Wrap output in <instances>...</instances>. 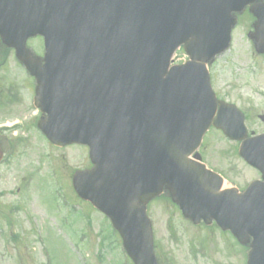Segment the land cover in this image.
Here are the masks:
<instances>
[{"label": "water", "instance_id": "95a60500", "mask_svg": "<svg viewBox=\"0 0 264 264\" xmlns=\"http://www.w3.org/2000/svg\"><path fill=\"white\" fill-rule=\"evenodd\" d=\"M10 1L12 0H0V33L3 37L2 30L6 36L16 41L36 35L37 32L30 34L29 30L31 21L35 19L34 13H48L52 33L46 41L54 45L60 44L64 53L70 47L74 49L77 41V53L84 55L86 59L88 57L85 67L91 73L93 71L97 78L93 82L98 86L95 91L98 93V103L105 109L111 102L116 106L112 107L113 111L110 108L103 119L96 118L92 128L94 133H98V130L105 133L104 126L109 118L113 119L114 129L121 131L123 123L126 127L130 123L134 125L132 116L141 117L139 127L127 137L126 149L130 150L134 141L148 144L150 159L147 156L144 160L143 155L136 154L139 157L137 163L143 171L142 176H149L150 181H153L150 184L146 181V193L136 187L133 189L128 179L116 181L112 178L111 182V177L101 178L98 188L88 184V181L93 182L91 178H87L85 187L82 179L74 184L77 193H81L84 199H90L96 208L117 223L127 252L134 254L142 246L145 262L141 264H156L148 222L142 219L139 224H126L121 221L120 215L124 216L127 212L144 215L147 202L158 196L163 186H166L169 197L185 218L194 225L201 221L205 225H211L214 221L223 231H229L239 244L249 246L247 264H264V139L257 140L253 146L262 150V157L250 151L245 152L246 160L262 173L263 183H253L243 194L222 189L220 178L203 166L187 161L186 157L197 148L216 107L203 67L205 61L212 56L207 59L195 58V61L203 64L198 68H175L170 75L168 70L165 72L167 59L174 47L171 40H167L163 34L166 28L163 31L159 28L162 24L157 26L152 21L156 9L162 10L160 5L164 1L15 0L20 6L18 9L11 8ZM245 1L247 0H207L204 6L216 17L210 23L213 30L215 31V27H222L219 35L226 38V29H230L234 23L229 26V8H239ZM219 6L222 7L217 10ZM255 9L256 6L252 7L250 12L254 14ZM142 22H146L144 27ZM253 28L250 37L255 41L258 53H264V42L257 37V23ZM38 29L40 31L42 28L38 26ZM139 40L144 42L145 47H142ZM65 41L70 44H64ZM128 42L132 49H129ZM2 43L8 47L14 45L3 39ZM226 47L227 44L220 52ZM20 51V62L32 72V64L36 61L24 53V46ZM49 53H54L53 45L50 46ZM87 54L91 56H86ZM45 56L55 55L48 54L47 49ZM130 56H136V74L130 65ZM73 69V66L69 67V70ZM46 71L53 72L49 68ZM54 76L55 74L52 75ZM39 86L38 82L37 94ZM137 88L141 95L144 93L143 88L146 89L145 104L140 99L134 100L132 90ZM91 101L93 103L94 99ZM219 106L224 105L219 103ZM99 110L102 112L101 108ZM83 115L86 117L88 114L83 112ZM98 117L102 118V113ZM125 130L132 133L129 128ZM110 133L113 134L112 144L117 140L122 142L108 129L107 134ZM118 150L122 152V148L119 147ZM118 156L119 154L113 153L110 164ZM135 188L139 194L135 193Z\"/></svg>", "mask_w": 264, "mask_h": 264}, {"label": "rangeland", "instance_id": "374dc122", "mask_svg": "<svg viewBox=\"0 0 264 264\" xmlns=\"http://www.w3.org/2000/svg\"><path fill=\"white\" fill-rule=\"evenodd\" d=\"M252 21L249 13L238 17L229 49L217 57L210 72L219 98L244 111L248 130L256 133L264 130L257 118L264 114V58L251 56L246 35ZM31 46L33 53H42L40 39L30 40ZM17 66L13 56L0 62V89L17 86L23 77V87L30 84ZM31 90L21 91L18 103L7 92L9 98L0 103V264H48V259L50 264H123L119 241H112L111 251L108 241L102 245V220L72 196V172L89 165L85 150L47 145L35 127L38 115ZM14 123L16 129L6 127ZM205 143V160L227 178L228 186L242 190L257 177L237 158L233 145L213 135ZM147 215L160 264H244L245 252L230 236L214 226L192 227L166 200L149 204Z\"/></svg>", "mask_w": 264, "mask_h": 264}]
</instances>
